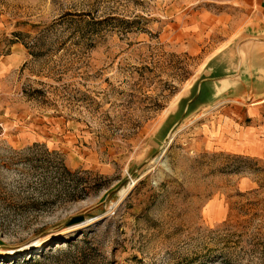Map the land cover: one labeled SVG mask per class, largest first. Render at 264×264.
Here are the masks:
<instances>
[{
  "label": "rangeland",
  "instance_id": "374dc122",
  "mask_svg": "<svg viewBox=\"0 0 264 264\" xmlns=\"http://www.w3.org/2000/svg\"><path fill=\"white\" fill-rule=\"evenodd\" d=\"M255 7L0 0V264H264V104L202 83Z\"/></svg>",
  "mask_w": 264,
  "mask_h": 264
},
{
  "label": "crops",
  "instance_id": "0c3cea01",
  "mask_svg": "<svg viewBox=\"0 0 264 264\" xmlns=\"http://www.w3.org/2000/svg\"><path fill=\"white\" fill-rule=\"evenodd\" d=\"M255 13L261 18L263 27L258 30L264 31V0H256ZM261 23V24H262ZM228 86L222 91V95L218 102L219 108L230 104H240L244 108L251 110L260 109L259 106L264 104V65L260 63H245L241 68V72L237 79H228ZM220 82V87L223 86ZM218 88V85H216ZM244 99L248 104L236 101V99Z\"/></svg>",
  "mask_w": 264,
  "mask_h": 264
},
{
  "label": "water",
  "instance_id": "95a60500",
  "mask_svg": "<svg viewBox=\"0 0 264 264\" xmlns=\"http://www.w3.org/2000/svg\"><path fill=\"white\" fill-rule=\"evenodd\" d=\"M250 40H253L254 42H257L256 45L251 47V50H249V54L247 59H243V57L240 54V49H237V56H238V61L237 65L233 70L227 74L218 76V77H208L204 78L202 80L203 82H208L211 85L212 88V97L214 99L221 98L223 95L221 94L223 90H225L228 86V79L235 80L239 76L241 72V68L245 63H260L264 65V31H260L258 34L252 35ZM223 81L224 85L220 87V82ZM218 85V88L216 87ZM199 94V90L196 94V96ZM186 111L184 112L183 115H185ZM184 117V116H183ZM172 135H168L166 141L170 140Z\"/></svg>",
  "mask_w": 264,
  "mask_h": 264
},
{
  "label": "bare ground",
  "instance_id": "6f19581e",
  "mask_svg": "<svg viewBox=\"0 0 264 264\" xmlns=\"http://www.w3.org/2000/svg\"><path fill=\"white\" fill-rule=\"evenodd\" d=\"M174 136L171 138L170 142L173 140ZM169 142V143H170ZM168 143V144H169ZM171 144V143H170ZM167 149V148H166ZM165 149V150H166ZM136 184L135 181H132L128 184V186L124 187L121 191H120V197L123 198L125 195H127V193L129 192V190L133 187V185ZM119 199V198H118ZM118 201V200H117ZM37 243V245L35 247H39L41 245V241L38 240L37 242H35V244ZM34 248V247H32Z\"/></svg>",
  "mask_w": 264,
  "mask_h": 264
}]
</instances>
